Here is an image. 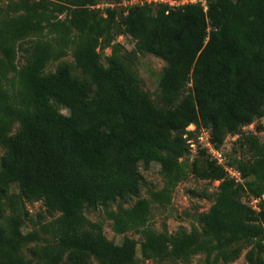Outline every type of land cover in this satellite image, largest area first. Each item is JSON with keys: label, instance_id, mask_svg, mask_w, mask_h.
Masks as SVG:
<instances>
[{"label": "trees", "instance_id": "obj_1", "mask_svg": "<svg viewBox=\"0 0 264 264\" xmlns=\"http://www.w3.org/2000/svg\"><path fill=\"white\" fill-rule=\"evenodd\" d=\"M61 1L19 0L13 9L20 15L0 21V264H29L21 248L37 239L22 232L18 214L3 223L11 186L25 201H42L50 214H60L51 226L54 243L34 250L36 264H92V258L131 264L126 253L134 243L124 238L118 246L93 236L84 210L137 197L140 163L159 165L169 180L183 177L190 125L208 131L215 149L239 135L251 158L221 165L209 155L204 170L194 163L196 178L219 182L214 203L197 216L201 233L168 237L144 229L142 254L184 263L204 254L209 264H228L246 250L247 264H264V145L242 132L264 118V0H206V8L129 5L122 32L165 62L157 101L140 87L127 50L115 41L116 10L99 13L100 0H66L69 18L59 21L50 6ZM70 48L77 72L61 62L45 73ZM105 48L106 66L99 52ZM19 52L24 64L17 70ZM6 71L16 79L8 81ZM152 198L170 200L163 191ZM249 198L258 200L257 209L245 202ZM149 214L150 202L141 199L109 216L122 234L143 228Z\"/></svg>", "mask_w": 264, "mask_h": 264}, {"label": "rangeland", "instance_id": "obj_2", "mask_svg": "<svg viewBox=\"0 0 264 264\" xmlns=\"http://www.w3.org/2000/svg\"><path fill=\"white\" fill-rule=\"evenodd\" d=\"M19 0H0V21L17 18L20 12L13 9L14 3ZM38 1V0H34ZM206 1V0H205ZM66 0H62L55 6H50L51 15L59 21H65L69 18L70 7ZM126 0H100L98 6L94 9L102 13L104 9L113 8L116 10V26H115V41L121 44L129 54V62L132 65V70L139 80L140 87L149 94V96L157 101L158 83L162 74L165 62L154 55L148 53L136 40L122 32L121 17L125 14L128 8ZM158 3L152 5L156 8ZM101 62L107 65L106 57L110 54V49L105 48L99 50ZM2 57L0 55V61ZM61 62H68L74 67V72H77L75 62L72 56V49L67 51V54L59 61L52 60L47 64L45 73L54 72ZM23 58L21 52L17 53L15 65L17 70L23 66ZM5 77L8 81L16 79L15 72H5ZM15 82V81H14ZM190 87V86H189ZM188 87V88H189ZM59 112L68 115V111L62 107L58 108ZM18 128L15 123L12 126L10 134H14ZM198 129L193 125L187 128V132H192L194 136L189 139L190 153L180 161L184 170V176L177 180H169L160 173L159 165L153 163L146 169L142 163L139 164V171L143 176L140 193L137 197L125 201L118 200L114 204L105 207H98L96 210L85 209L84 216L87 219V231L95 237H101L107 242L120 246L124 238L131 240L134 243L132 252L126 253L131 264H209L206 262L204 254L192 256L189 262L184 263L180 260L162 259L156 255H143L141 252V244L143 242L142 232L144 229L152 230L157 234L166 236H175L180 232L189 233L192 230H197L201 233V226L197 222V216L201 213H206L214 203L215 193L219 182H210L196 178L192 174L193 164L195 163L198 170L206 168L207 161L212 158L207 154H200L202 145L197 140L199 134ZM244 134L252 133L258 141L264 145V118L254 121L250 125L243 128ZM189 134L187 133L185 137ZM239 135L227 136L224 143L217 148L219 152L213 151L216 157L221 161L225 158L228 164H234L237 159H249L251 154L238 145ZM204 140V139H203ZM204 142V141H202ZM4 149L0 146V157L3 155ZM230 177V176H229ZM163 191L169 195L168 203H159L154 201L152 194ZM145 199L150 202V214L146 225L141 229L129 228L124 233L119 234L114 229V222L110 218V213H116L119 206L124 208L133 206L138 200ZM245 202L253 209H257V199L249 198ZM5 211L3 215V223L8 225L14 214H18L22 219V232L24 234L34 233L37 239L23 244L21 251L29 261V264H36L39 256L34 255V250L50 246L54 243V235L51 229L52 223L60 216L59 213L50 214L42 201L27 202L19 194L16 186H11L7 192L5 199ZM244 250L241 255L228 264H247ZM92 264H99L92 258Z\"/></svg>", "mask_w": 264, "mask_h": 264}, {"label": "built area", "instance_id": "obj_3", "mask_svg": "<svg viewBox=\"0 0 264 264\" xmlns=\"http://www.w3.org/2000/svg\"><path fill=\"white\" fill-rule=\"evenodd\" d=\"M144 2L147 3H163V4H168L171 8H176L178 6H183L186 4H201V6H203L204 8H206V1L205 0H128L126 1V3L128 5H132V4H142ZM204 139V140H203ZM197 140L199 141V143L202 145V148H205L207 153H209V155H211L218 164L224 165V160L222 159L221 161L219 160L218 157H216L217 153L215 154L213 151L219 152V150L215 149L212 144L209 141V132L206 130H201L200 133L197 136ZM204 141V142H202ZM213 150V151H212ZM227 174L232 177L235 178L236 181H240L239 179V174L232 170L231 168L225 167Z\"/></svg>", "mask_w": 264, "mask_h": 264}]
</instances>
